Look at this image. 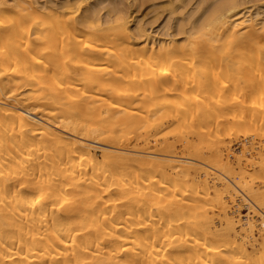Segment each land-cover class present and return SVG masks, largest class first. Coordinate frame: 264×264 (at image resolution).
Here are the masks:
<instances>
[{
    "label": "bare ground",
    "instance_id": "bare-ground-1",
    "mask_svg": "<svg viewBox=\"0 0 264 264\" xmlns=\"http://www.w3.org/2000/svg\"><path fill=\"white\" fill-rule=\"evenodd\" d=\"M85 1L0 0V264H264L261 12Z\"/></svg>",
    "mask_w": 264,
    "mask_h": 264
},
{
    "label": "rangeland",
    "instance_id": "rangeland-1",
    "mask_svg": "<svg viewBox=\"0 0 264 264\" xmlns=\"http://www.w3.org/2000/svg\"><path fill=\"white\" fill-rule=\"evenodd\" d=\"M37 1H39L40 4H46L49 6H51V5L61 6L62 4H64L63 1H67V0H37ZM75 1H79V0H75ZM135 1L134 0H89V2L88 1L83 2L84 4L82 3L81 4L82 7L81 6L80 7L82 8L81 10H84L86 5L89 4L90 6L88 5L86 8L91 7L90 9L93 8L92 10L95 12L97 11V13H100V12L105 13L104 11L106 10V12H107L108 10H110V8L113 11H115V10L117 11V9L119 7H122V9L120 8V10H123L126 12L125 9H127L128 13H130V12L132 13V15H133V21L131 20L132 25H135V23L140 24L142 22L141 23L142 25L141 24L140 25L143 28L148 29L150 27L151 29H148V30H150L153 34L156 32L154 35L157 38L164 39L167 36L166 35L168 32L167 27L174 24L177 19H179L180 21L181 20H187L188 17H191L192 13L195 14L194 11H196L195 9L197 7L200 6L203 8L204 6L206 7L207 5L213 4V2L214 3L218 2V0H215V1L214 0H205V1L204 0H200V1L199 0H188V2H187V0H185V2H184L185 4H183L180 8L179 6L178 7L173 6L174 4H176L178 2V0H175L176 2L173 0V5L168 2V1L171 2L172 0H156L154 5H152V4L155 0L154 1L153 0H149V1L148 0H142V3H141V0H135ZM163 1H165V2H163ZM206 1H208V2H206ZM219 1H222V0H219ZM137 2L140 3L141 5L139 6ZM197 2L199 5L197 4ZM85 3H86V5H85ZM107 3H109V5ZM132 3L133 4L136 3L137 5H135V4L132 5ZM163 3H166V4L164 5ZM119 4H121V5L119 6ZM149 4H151L152 7H155V8H152V7L150 8L151 5H149ZM114 5L116 8L114 7ZM117 5H118V8H117ZM148 5H149V7H148ZM239 7H240L239 9H247V8L251 9L250 7H252V9H251L252 11L258 10L259 12H261L260 13L261 15L259 16V18L264 17V16H262V14L264 15V0H249V1L248 0H241ZM241 7H243V8H241ZM191 9L194 11H192ZM171 11H173L174 14L170 13ZM189 13H191V15H189ZM169 14L170 15L172 14V15L169 16ZM164 23H165V25H164ZM166 23H167V27H166ZM185 23H186V21H185ZM161 25H162V27H161ZM163 29L165 30V32L163 31ZM237 145H239V147H242L240 144H237ZM237 145L235 144L236 148L238 147Z\"/></svg>",
    "mask_w": 264,
    "mask_h": 264
}]
</instances>
